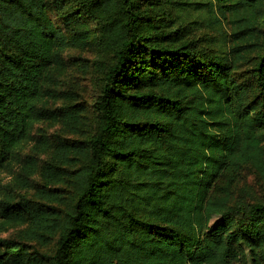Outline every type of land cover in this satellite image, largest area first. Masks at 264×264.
Listing matches in <instances>:
<instances>
[{"label":"trees","instance_id":"obj_1","mask_svg":"<svg viewBox=\"0 0 264 264\" xmlns=\"http://www.w3.org/2000/svg\"><path fill=\"white\" fill-rule=\"evenodd\" d=\"M52 3L70 34L49 0H0V170L39 121L83 133L80 104L48 106L68 47L94 38L112 60L93 133L43 138L50 158L14 178L39 171L35 196L0 199V232L25 225L0 236V264H264V200L235 197L245 165L264 177V0Z\"/></svg>","mask_w":264,"mask_h":264},{"label":"rangeland","instance_id":"obj_2","mask_svg":"<svg viewBox=\"0 0 264 264\" xmlns=\"http://www.w3.org/2000/svg\"><path fill=\"white\" fill-rule=\"evenodd\" d=\"M48 12L57 26H60L66 34L70 31L65 28L64 19L61 11L55 8L52 0H49ZM198 34L212 35L218 32L210 26L200 27L196 24ZM88 27L94 28L92 22H88ZM225 27V29H224ZM223 29L226 33L230 31V24L225 23ZM95 30H93L94 33ZM65 67L59 77V84L55 86L57 96L51 97L48 100L50 108H60L65 104H80L83 108L81 120L83 121L82 132L73 133L67 131L60 122L44 119L35 123L32 132V140L26 143L21 150V155L18 161L14 162L9 168L0 170V199L4 198L8 193L14 197H19L21 194L33 197L35 196L36 187L43 183L38 171L32 176L31 184L28 187L17 185L14 182L15 176L20 172L22 160L27 155H34L38 158L39 164H43L51 156V149L43 150L45 146L43 138H46L50 143H55L56 137L62 136L67 140L83 139L93 133L97 122V111L94 103L101 93V87L104 77V65L111 62V54L102 52L98 49L95 39L91 38L86 46H71L64 51ZM251 65H245L243 71H238L237 77L240 79H249L248 74ZM63 195L71 196L73 190L68 182H61L53 185ZM235 197L247 201L264 200V177L256 171L251 165H245L242 169L240 180L235 190ZM56 207L65 210V204H57ZM219 219L218 214H214L211 218V224ZM25 225L7 226L1 232L0 236H13L17 229L23 228ZM41 251L53 253L55 249V240L45 246H40Z\"/></svg>","mask_w":264,"mask_h":264}]
</instances>
